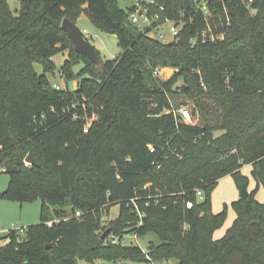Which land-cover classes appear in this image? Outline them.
<instances>
[{
	"label": "trees",
	"instance_id": "obj_1",
	"mask_svg": "<svg viewBox=\"0 0 264 264\" xmlns=\"http://www.w3.org/2000/svg\"><path fill=\"white\" fill-rule=\"evenodd\" d=\"M19 1L16 15L0 0V173L10 176L1 195L41 198L43 209L41 222L24 233L0 235V264H149V257L264 264V203L255 191L233 202L237 217L221 239L214 232L226 212H214L211 201L226 175L247 189L245 164L264 185V0H154L150 13L179 26L170 42L131 23L135 5L123 8L120 0ZM83 12L122 48L113 59L96 49L101 70L61 27ZM66 52L60 71L78 79L75 90L58 89L47 76ZM77 64L84 66L75 73ZM157 67L175 74L165 80L154 75ZM179 93L197 104L204 126L176 114L170 96ZM210 96L219 105L208 109ZM220 128L226 131L216 135ZM29 154L36 163H27ZM114 204L119 215L104 226ZM49 205L62 206L53 222ZM129 233L159 241L148 252L107 242Z\"/></svg>",
	"mask_w": 264,
	"mask_h": 264
},
{
	"label": "rangeland",
	"instance_id": "obj_2",
	"mask_svg": "<svg viewBox=\"0 0 264 264\" xmlns=\"http://www.w3.org/2000/svg\"><path fill=\"white\" fill-rule=\"evenodd\" d=\"M8 3L13 10L14 14H19L21 9V3L19 0H8ZM136 4V0H120V5L123 8H127ZM87 13L83 12L81 16ZM88 16V15H87ZM77 18L76 24H78L83 32L85 37H89L88 39L92 42L93 46L98 49L101 53V57L103 59H113L115 58L121 51L122 48L119 46L118 37L114 33L105 32L98 29L91 20L89 19H80ZM170 24L167 23L163 26V30L167 34V41H171L173 39V35L170 32ZM179 27V26H178ZM86 30V31H85ZM68 57V52L58 54L54 57L56 62V68L54 72H48L47 76L50 79L52 84L58 83L60 84L61 88H65L67 85L69 89L75 90L78 86V79L77 78H70L67 79L65 76L60 75V67ZM83 64H77L74 66V72L78 73L82 68ZM36 70L41 73L43 72V65L41 63L35 64ZM164 69L161 78L169 79L168 77V70L172 67H162ZM175 70V68H173ZM175 74V73H174ZM87 76V74H84ZM174 76V75H173ZM182 80L180 79L176 85H182ZM171 101L174 106V110L176 114H180V108H186V111L190 114L191 120L189 123L197 124L200 126H204L205 122L201 115L200 109L197 107V104L190 100L186 95L179 93L176 96H170ZM206 102L211 105L208 109L212 106L219 105L216 98L210 96L206 98ZM220 107V106H219ZM221 109V108H220ZM212 110V109H211ZM214 112V113H212ZM223 113L221 110L218 111H211V117L216 118L217 115ZM183 118V117H182ZM185 120V119H184ZM226 130L220 128L215 131L216 135H220L224 133ZM28 163V162H27ZM243 174L249 177V185L247 190L249 192L255 191L256 198L264 203V185H258L257 181L255 180L252 174V166L250 164H245L242 168ZM10 183V176L6 172L0 173V229L2 230V235L7 234L10 229H17L19 233H24L22 230H26L28 227L38 224L41 222V215L43 209V201L41 198L33 200V201H25L19 202L13 199H9L3 197L1 192L6 191L9 187ZM151 182L147 183L148 186H151ZM160 191V189H157ZM241 196V189L237 186V183L233 176L226 175L220 179L217 186L214 188L211 201H212V208L213 211L216 213L225 211L226 218L224 223L215 230L214 238L221 239L223 238L230 227L233 225L237 213L233 206V202L238 200ZM62 206L60 205H49L46 207V213L51 216V221L57 220V211L61 209ZM69 210L68 207H66ZM120 212V205L114 204L111 206L109 212L106 215V218L103 221V225H109V222L118 217ZM1 235V236H2ZM126 238L132 240L133 233L125 234ZM139 240L141 243L142 248L148 252L149 246L153 241L158 242L159 238L155 234H148L144 237L139 236ZM109 242V239L108 241ZM5 241L0 240V245L4 244ZM110 243V242H109ZM150 258L149 264H173L174 260H156L154 258ZM103 262L101 259L95 260V263L99 264ZM78 264H94L92 262H88L85 260H79ZM117 264V263H116ZM118 264H133L131 261H122L120 260Z\"/></svg>",
	"mask_w": 264,
	"mask_h": 264
},
{
	"label": "built area",
	"instance_id": "obj_3",
	"mask_svg": "<svg viewBox=\"0 0 264 264\" xmlns=\"http://www.w3.org/2000/svg\"><path fill=\"white\" fill-rule=\"evenodd\" d=\"M151 3H154V0H136V4L135 5V9L130 13V21L131 23L139 26L140 28L144 29V28H150L151 29V33H153L157 38L165 41V42H170V41H167V34L166 32L163 30V26L167 23L170 24V32L172 33L173 35V40H177V36L179 34V27L178 25L176 24L175 21H173L172 19L170 18H166L165 21H160L161 20V16H160V13H150V8H149V4ZM203 9L205 10V12L207 13V9H206V2H203ZM160 10H164V6H160ZM86 31V30H85ZM84 33V32H83ZM89 37H91L89 35ZM87 37V38H89ZM218 37H222L221 36H218ZM164 69L162 67H157L154 69L153 73L155 76H158V77H161L162 73H163ZM60 75L62 76V72L60 71ZM54 87L60 89L61 86L60 84L58 83H55L53 84ZM179 112H180V116L182 118V120H184L185 122H190L191 120V117H190V114L186 111V108H180L179 109ZM77 116H75L76 118ZM96 118L95 115L92 116V120ZM91 125V121L89 120L86 124H85V132L88 131L89 129V126ZM151 151L153 152L154 151V147L151 146ZM29 164V163H28ZM197 196L200 198V199H203L204 198V194L202 192V190L198 189L197 190ZM133 202H135V199H132ZM187 206L189 208H192L193 207V202H188L187 203ZM81 215V212H77L76 213V216H80ZM142 216V215H140ZM11 230V229H10ZM10 230L7 232L9 233ZM24 231V230H22ZM0 235H2V230L0 229ZM127 236H119V235H115V234H112L110 237H109V242L112 243V244H117V243H121L123 245H137V246H141V243H140V240H139V235L134 233L133 234V237H132V240H129L126 238Z\"/></svg>",
	"mask_w": 264,
	"mask_h": 264
},
{
	"label": "water",
	"instance_id": "obj_4",
	"mask_svg": "<svg viewBox=\"0 0 264 264\" xmlns=\"http://www.w3.org/2000/svg\"><path fill=\"white\" fill-rule=\"evenodd\" d=\"M61 27L64 31H66L68 33L69 37L73 41L75 50H77L81 54H85L90 59L95 61L97 63L98 70H101V68H102L101 58H100L96 48L93 46L92 42L87 37H85L82 28L78 24H76L74 21H72L71 19H69L67 17L64 18ZM167 73H168L169 79H171L175 73V70L173 68H170ZM26 161L29 164L36 163L34 157L31 154H29L26 157ZM247 192H248V190L244 188L241 191V195L243 196ZM108 232H109V230L104 232V234L102 236L103 239H105Z\"/></svg>",
	"mask_w": 264,
	"mask_h": 264
},
{
	"label": "crops",
	"instance_id": "obj_5",
	"mask_svg": "<svg viewBox=\"0 0 264 264\" xmlns=\"http://www.w3.org/2000/svg\"><path fill=\"white\" fill-rule=\"evenodd\" d=\"M80 19H89V17L86 14H84L83 16L80 17Z\"/></svg>",
	"mask_w": 264,
	"mask_h": 264
}]
</instances>
